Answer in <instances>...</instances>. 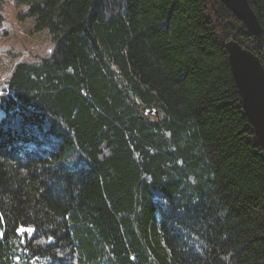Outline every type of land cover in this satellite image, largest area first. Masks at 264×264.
<instances>
[{
  "label": "trees",
  "instance_id": "trees-1",
  "mask_svg": "<svg viewBox=\"0 0 264 264\" xmlns=\"http://www.w3.org/2000/svg\"><path fill=\"white\" fill-rule=\"evenodd\" d=\"M17 4L55 46L0 95V264H264V151L225 46L264 65V33L220 0Z\"/></svg>",
  "mask_w": 264,
  "mask_h": 264
},
{
  "label": "water",
  "instance_id": "water-1",
  "mask_svg": "<svg viewBox=\"0 0 264 264\" xmlns=\"http://www.w3.org/2000/svg\"><path fill=\"white\" fill-rule=\"evenodd\" d=\"M220 1L245 23L251 34L261 36L264 33L249 0ZM225 46L241 94L242 106L264 151V65L254 52L234 38H229ZM146 114H153L157 119L159 118L157 109H147Z\"/></svg>",
  "mask_w": 264,
  "mask_h": 264
},
{
  "label": "rangeland",
  "instance_id": "rangeland-1",
  "mask_svg": "<svg viewBox=\"0 0 264 264\" xmlns=\"http://www.w3.org/2000/svg\"><path fill=\"white\" fill-rule=\"evenodd\" d=\"M26 12L27 7L19 6L17 0L0 2V13L6 19L0 28V95L19 61L49 55L55 46L47 30L35 31V21ZM2 113L0 106V118Z\"/></svg>",
  "mask_w": 264,
  "mask_h": 264
}]
</instances>
